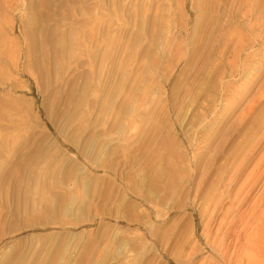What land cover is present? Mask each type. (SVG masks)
I'll return each mask as SVG.
<instances>
[{
    "label": "rangeland",
    "instance_id": "rangeland-1",
    "mask_svg": "<svg viewBox=\"0 0 264 264\" xmlns=\"http://www.w3.org/2000/svg\"><path fill=\"white\" fill-rule=\"evenodd\" d=\"M0 97V264H236L264 0H0Z\"/></svg>",
    "mask_w": 264,
    "mask_h": 264
},
{
    "label": "bare ground",
    "instance_id": "bare-ground-1",
    "mask_svg": "<svg viewBox=\"0 0 264 264\" xmlns=\"http://www.w3.org/2000/svg\"><path fill=\"white\" fill-rule=\"evenodd\" d=\"M2 96V95H1ZM4 97H5V94H4ZM1 98V97H0ZM3 98V97H2ZM3 104V103H2ZM246 157V155H245ZM248 157V156H247ZM246 157V158H247ZM245 159V158H244ZM242 159V160H244ZM241 161V160H240ZM242 164V163H241ZM240 165V163H239ZM236 168V167H235ZM239 168V167H238ZM238 169H236L237 171ZM238 172V171H237ZM236 172V173H237ZM236 173H234L236 175ZM233 175V174H231ZM235 175L231 176V177H235ZM236 178V177H235ZM230 179V178H229ZM238 195V194H237ZM215 201V200H214ZM219 201V200H218ZM217 202V201H216ZM217 204V203H216ZM215 206V205H214ZM219 206V205H218ZM216 207V206H215ZM221 208V207H220ZM217 209V207L215 208ZM214 209V210H215ZM220 211V210H219ZM255 211V210H254ZM212 212V211H211ZM214 212V211H213ZM212 212V213H213ZM262 212V211H261ZM251 214V212H249ZM252 211V216H249L250 217V222L249 224H251L250 226L254 225L253 226V229H252V232L251 234H248V236L246 237V242H244L245 244L243 245V248L242 250H236L235 247H234V252H231L232 254L230 255L231 257L230 258H233L234 259V262H236V264H264V213L261 214L260 212H256L254 213ZM248 214V215H250ZM246 217V216H244ZM248 217V216H247ZM246 217V218H247ZM241 218V217H240ZM233 219V218H231ZM230 219V220H231ZM235 220V219H234ZM246 220V219H245ZM247 221V220H246ZM246 224V223H244ZM248 224V223H247ZM245 228V226H243ZM252 228V227H251ZM242 229V228H241ZM248 229V228H247ZM226 230V229H225ZM243 230V229H242ZM241 230V231H242ZM246 230V229H245ZM251 230V229H250ZM233 231V230H232ZM235 232V231H234ZM243 232V231H242ZM228 233L229 232H224V234L222 235V238H221V241H220V244L219 246L215 245V241H210L207 239V244L208 246L213 249V253L216 252H220L219 255V262L222 263H226V264H231V259H228V255L229 253L227 251H224V250H221V246H223L224 248V245H223V242H225L226 238L228 237ZM209 235V234H207ZM230 235V234H229ZM234 235V234H233ZM243 235V234H242ZM241 236V235H240ZM207 237V236H206ZM209 237V236H208ZM243 237V236H242ZM212 240V239H211ZM239 241V238L237 239ZM215 243V244H214ZM226 243V242H225ZM240 245V244H239ZM239 248V247H238ZM237 248V249H238ZM196 249V248H195ZM202 249V248H201ZM227 249V248H226ZM240 249V248H239ZM193 250V249H192ZM204 250V249H203ZM194 251V250H193ZM207 251V250H206ZM208 252V251H207ZM192 253V252H190ZM189 253V254H190ZM193 254V253H192ZM197 255V254H196ZM194 255V259L197 258V256ZM193 257V255H192ZM206 259H210L209 256H206ZM207 260V261H208ZM189 261V260H187ZM217 263V264H220V263ZM191 264V263H190ZM207 264H212L211 262L210 263H207Z\"/></svg>",
    "mask_w": 264,
    "mask_h": 264
}]
</instances>
